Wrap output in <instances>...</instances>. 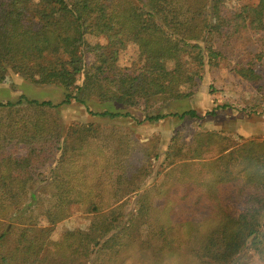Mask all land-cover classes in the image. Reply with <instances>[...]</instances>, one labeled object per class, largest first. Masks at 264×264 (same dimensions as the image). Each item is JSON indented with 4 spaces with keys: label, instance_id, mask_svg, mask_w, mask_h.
<instances>
[{
    "label": "trees",
    "instance_id": "1",
    "mask_svg": "<svg viewBox=\"0 0 264 264\" xmlns=\"http://www.w3.org/2000/svg\"><path fill=\"white\" fill-rule=\"evenodd\" d=\"M224 2L0 0V83L12 73L37 85H56L66 92L59 105L73 100L91 116L109 119L130 115L93 112L87 102L134 107L141 99L187 98L191 91L180 93L179 88L198 77L203 52L209 63L220 56L207 38L215 31L230 38L247 29L261 34L264 43V0L235 9ZM90 37H104L106 44L92 43ZM199 40H205L204 47L191 43ZM127 44L135 45L144 60L134 73L117 65ZM237 73L247 79L255 74L250 68ZM59 105L24 97L0 103V264H243L245 249L263 254L264 143L218 150L209 172L192 160L170 162L166 181L177 172L178 185L186 186L178 196L186 208L170 207L165 216L152 202V208L145 204L148 192H143L134 211L126 213L124 203L106 212L99 207L102 196L85 194L87 178L77 176L68 160L70 151L97 139L96 128L72 125L64 132L51 114ZM169 116L183 120L198 114L188 110L145 120ZM213 137H193L194 161L214 150ZM175 143L173 137L168 160ZM47 166L48 176L42 173ZM132 184L137 190L141 182ZM84 204L93 215L89 230L67 232L54 246L53 227L68 217L70 207ZM232 204L242 209L234 213ZM40 219L48 226L40 227ZM145 227L143 239L139 232Z\"/></svg>",
    "mask_w": 264,
    "mask_h": 264
},
{
    "label": "rangeland",
    "instance_id": "2",
    "mask_svg": "<svg viewBox=\"0 0 264 264\" xmlns=\"http://www.w3.org/2000/svg\"><path fill=\"white\" fill-rule=\"evenodd\" d=\"M256 3L257 0H225L224 5L228 9H235ZM215 33L207 38L220 56L209 63L207 53L203 52V66L199 68L198 77H194L192 84L179 88L180 93L191 91V96L168 102L141 99L134 107L114 103L101 104L96 99L87 102L88 109L93 112L108 110L128 113L130 116L126 118L91 116L86 107L73 100L69 104L59 105L66 93L63 88L30 83L12 73H8L5 81L0 83V103L16 102L24 97L59 105L51 110V114L58 119L64 132L72 125H93L97 139L89 138L87 145L81 150L68 153L72 155L68 159L73 163L71 168L79 172L77 176L87 178L85 194L102 196L99 207L106 212L111 207L125 203L123 208L127 213L137 209V201L141 199L142 193L148 192L145 204L150 205L152 202V206L166 216L170 207H180L178 196L186 190V186L178 185L177 172L166 181L168 178L165 173L170 162L176 164L179 161L192 160L198 169L209 172L213 171L212 160L219 157L216 155L218 150L226 149L225 153H228L249 141L264 143L263 36L247 29L238 31L230 38L221 37L216 31ZM89 40L92 43L106 44L104 37H90ZM203 41L191 43H199L204 47ZM191 51L193 49H188L189 53ZM143 63L144 60L135 45L127 44L120 50L117 65L124 72L134 73ZM244 68L252 69L255 72L254 77L247 79L237 73ZM81 83L82 78H79L77 85ZM188 110L197 112L198 117L180 120L169 116L157 122L145 120L154 114L179 115ZM212 110H215V114L209 115ZM197 133H213L216 137H213L214 150L204 154V159L194 161L196 148L192 145V140ZM173 137L176 138V143L173 145L172 157L168 160L167 153H171ZM178 151L180 152L177 153ZM49 167L43 168L44 175H49ZM207 178L208 176L205 181ZM132 182H141L137 190H134ZM181 205L187 207L184 203ZM230 208L237 213L242 206L232 204ZM92 217L93 215L87 213L86 204L70 207L68 217L53 227L50 237L52 244L58 245L67 232H87ZM37 224L40 227L48 226L42 219ZM146 232V227L145 232H139L143 239L146 238ZM173 234L175 232L172 233L173 239H179ZM184 258L189 257L185 255ZM184 258L177 259L184 261ZM242 258L243 264H264V252L257 255L251 248L243 251ZM171 260L172 257L168 262H172Z\"/></svg>",
    "mask_w": 264,
    "mask_h": 264
}]
</instances>
